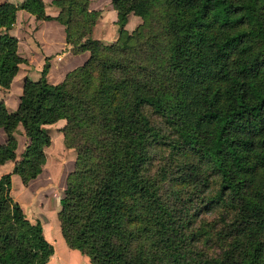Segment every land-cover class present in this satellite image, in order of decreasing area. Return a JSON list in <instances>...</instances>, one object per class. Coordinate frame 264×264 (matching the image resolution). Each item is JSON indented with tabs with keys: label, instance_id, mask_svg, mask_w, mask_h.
Returning <instances> with one entry per match:
<instances>
[{
	"label": "trees",
	"instance_id": "obj_1",
	"mask_svg": "<svg viewBox=\"0 0 264 264\" xmlns=\"http://www.w3.org/2000/svg\"><path fill=\"white\" fill-rule=\"evenodd\" d=\"M53 2L60 7L57 15L45 13L43 0L0 2L1 87L10 86L25 60L9 32L18 8L58 20L69 42L61 13L70 14L75 1ZM111 3L118 25L111 45L131 59L94 61L100 40L88 37L71 48L88 50V58L57 83L46 78V59L38 79H24L15 110L0 101V127L7 135L0 163L15 159V131L22 125L28 142L12 172L27 184L46 160V125L63 118L64 142L77 155L59 200L61 232L93 264H264V0ZM156 10L162 11L165 38L158 57L171 74L168 83L141 70V62L157 52L141 40ZM130 12L144 21L133 31L125 26ZM89 130L96 157L70 140ZM162 145L173 155L193 151L204 164L179 162L169 177L171 186L180 187L178 205L166 201L146 173ZM12 172L0 176V264H48L54 245L41 221L29 220L11 195ZM207 213L218 215L220 229L204 220ZM214 240L222 241L218 254L198 247Z\"/></svg>",
	"mask_w": 264,
	"mask_h": 264
},
{
	"label": "rangeland",
	"instance_id": "obj_2",
	"mask_svg": "<svg viewBox=\"0 0 264 264\" xmlns=\"http://www.w3.org/2000/svg\"><path fill=\"white\" fill-rule=\"evenodd\" d=\"M72 11L64 10L61 13V17L68 20L70 27L69 44L70 46L79 47L86 38L92 37L100 40V45L97 46L94 54V61H97L98 57H118L119 59H131L130 53H125L115 49L111 44L118 37V25L116 23V29L112 28L109 22L108 26L106 22H100L98 24L96 33L93 34V27L99 20V17L103 16V11L107 5L105 0H96L94 5L104 6L99 8H90L85 0H74ZM97 1H99L97 3ZM108 1V0H107ZM111 1V0H110ZM111 3V2H110ZM115 9V8H114ZM88 11H95L94 15L87 13ZM116 10V9H115ZM162 11H154L146 20L145 23L147 33L142 30L141 40L147 39L150 44L156 45L157 52H154L153 57L150 60L142 61L141 70L145 71L147 76H162L163 80L170 82L171 74L166 69L164 63L160 62L158 54L161 53V48L163 47V40L165 38V32L161 29L162 23ZM107 19V18H106ZM116 22V20H115ZM143 18L139 15L130 12L128 15V21L126 22V28L128 31H133L138 29L141 24H143ZM144 28V29H145ZM91 29V30H90ZM104 29V30H103ZM107 33L110 37L109 39H101L97 37L101 33ZM113 34H116L115 39H111ZM71 47V48H72ZM72 75V79H74ZM155 122L162 123L161 118L158 115H154ZM66 120L62 119L56 122V125H61L60 128L65 125ZM90 130L78 134L77 136L70 137V140L74 144H80V151L84 155H91L96 157L99 152L93 151L94 142L92 143V138L90 137ZM62 133V131H61ZM82 143V144H81ZM89 147L87 152L85 147ZM71 148V150H67ZM160 149V150H159ZM52 154V159L45 165L42 173L38 174L36 178L30 179L26 185H23L21 179L17 177L11 182V195L14 199L18 200L24 209L26 217L35 222V220H40L43 226V232L45 237L54 244L55 252L49 257L48 264H80L79 259L81 256L86 255L87 264H93L90 257L86 253H82L78 249L74 251L73 247H70L62 232H61V220L60 212L62 206L59 202L60 198L65 195V188L67 185V176L69 172L74 169L75 158L77 155V149L73 146H67L64 142L63 134H59L58 139L54 134L53 143L50 149ZM56 154V157L53 155ZM177 157V158H176ZM20 159V157L18 158ZM17 159V160H18ZM185 159V160H182ZM183 161H194L195 164H204L200 161L199 157L193 152L188 151L185 154L176 151L175 154H171L170 150L166 148L165 145L156 148L154 156L148 163V168H146V173L148 176L154 178L157 183L160 184V191L163 193L166 201L178 205L179 202L175 198V189L180 187H173L168 183L169 177L175 173L180 166L179 162ZM151 178V179H152ZM195 179V178H193ZM192 179V182L194 181ZM187 187L184 188L186 191ZM218 215L215 214H205L204 220L213 221L212 228L214 231L220 229L221 223L218 222ZM215 239V236H213ZM220 240H214L211 243L200 242L198 247L203 249L205 254L215 255L220 251ZM83 264V262H82Z\"/></svg>",
	"mask_w": 264,
	"mask_h": 264
},
{
	"label": "crops",
	"instance_id": "obj_3",
	"mask_svg": "<svg viewBox=\"0 0 264 264\" xmlns=\"http://www.w3.org/2000/svg\"><path fill=\"white\" fill-rule=\"evenodd\" d=\"M2 1H9L13 4L20 5L24 0H0V2ZM43 2L45 5V13L50 15H57L59 13L60 7L58 4L53 2V0H43ZM98 2L99 1H97V3ZM105 2L107 5L102 12L103 16L101 15L97 23L94 25L93 34L96 33L100 22L102 23L107 21V26L110 22L112 28L116 29L115 20L117 18V12L112 3H110V0H105ZM94 3H96V0H89L90 8L95 9L103 6L102 4L101 6L94 5ZM9 32L18 38L17 51L19 55L25 58L24 61L19 63L18 71L14 75L10 86L8 88L0 86V101H4L6 108L9 111H13L18 107L24 79L26 77L33 80L38 79L41 75V70L46 59L49 61L46 78L51 83H57L65 77L68 71L83 64L89 56L88 50L75 52L71 49L72 46H70L69 42L66 41L65 27L61 22L56 19H37L33 13L25 8L17 9L15 21L11 28H9ZM97 37L101 39L110 38L105 32L99 34ZM115 37L116 34H113L111 39H115ZM62 119L63 118L46 125L51 136V143L45 147L46 160L40 173H42L45 165L48 164L50 159H52V154L49 152L53 143L54 134L57 139L59 134H62L61 130H59L61 125H56V122ZM15 136L17 139L15 159H8L3 163H0V176L6 172H12L14 162L20 157L26 143L28 142V137L25 135L24 129L20 124L17 126ZM6 139L7 135L4 129L0 127V144L5 143ZM69 149L71 150V148H67V150ZM53 156L56 157V154ZM16 176L20 178L19 174L15 172L11 173V182L14 179H17ZM22 184L26 185L23 182ZM76 250L77 249H74V251ZM85 256L86 255L80 257V264H82V262L83 264H87Z\"/></svg>",
	"mask_w": 264,
	"mask_h": 264
}]
</instances>
